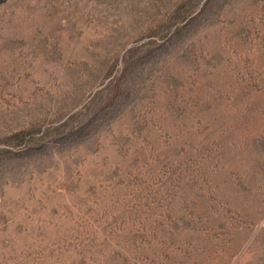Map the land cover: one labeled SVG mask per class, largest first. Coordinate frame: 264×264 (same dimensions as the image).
Wrapping results in <instances>:
<instances>
[{
	"label": "rangeland",
	"instance_id": "374dc122",
	"mask_svg": "<svg viewBox=\"0 0 264 264\" xmlns=\"http://www.w3.org/2000/svg\"><path fill=\"white\" fill-rule=\"evenodd\" d=\"M0 264H264V0H0Z\"/></svg>",
	"mask_w": 264,
	"mask_h": 264
}]
</instances>
